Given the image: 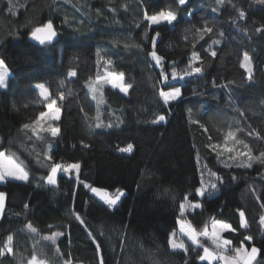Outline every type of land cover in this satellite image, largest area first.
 <instances>
[{"label":"trees","instance_id":"1","mask_svg":"<svg viewBox=\"0 0 264 264\" xmlns=\"http://www.w3.org/2000/svg\"><path fill=\"white\" fill-rule=\"evenodd\" d=\"M161 12L176 20L146 19ZM48 22L58 39L37 46L30 35ZM244 54L253 63L250 79L240 66ZM0 60L12 73L0 90V152L23 162L29 175L0 182V264H26L33 255L45 264H207L186 236H179L186 252L170 245L181 203L197 231L212 218L224 221L235 229L222 234L232 241L226 252L233 255L243 241L260 250L253 264H264L262 0H0ZM195 67L201 71L188 74ZM105 69L123 73L129 91L104 81L90 93L86 85ZM39 83L63 110L59 122L34 123L47 105ZM173 88L181 97L166 104L160 91ZM160 116L164 121L153 123ZM229 131L233 152L224 151ZM56 163L80 168L48 184ZM91 187L127 195L111 207ZM186 196L201 207H190Z\"/></svg>","mask_w":264,"mask_h":264},{"label":"snow or ice","instance_id":"2","mask_svg":"<svg viewBox=\"0 0 264 264\" xmlns=\"http://www.w3.org/2000/svg\"><path fill=\"white\" fill-rule=\"evenodd\" d=\"M180 5H183L186 3V0H178ZM264 2V0H262ZM11 11V9H10ZM244 12H240V16L243 18L244 17ZM150 21L151 24H160L162 21L167 22L168 24H171L173 21L176 20V16L172 12H161L158 15H153L150 17H146ZM205 32H211V28H205ZM258 31H260L258 29ZM56 35L55 30L53 29V25L51 22H48L46 25L42 27H36L33 32H32V38L39 41L41 44H45L46 42H50L53 37ZM159 35V33H157ZM218 43V41H216ZM215 52H212L211 55L215 56ZM153 58L159 63L161 60V57L157 56L155 52L152 53ZM199 56L197 53L193 52L192 54V60H198ZM110 63V62H109ZM242 68L245 69V71L249 75V79L251 78L252 74V68H251V63H250V57L247 54H244L243 57V62L240 65ZM201 71V68L195 67L192 68L188 74H192L193 72L199 73ZM76 73L75 71H70L69 76H75ZM172 78H176V73H172ZM164 80L167 81L168 77L165 76ZM7 70L6 66L4 64L3 60H0V88L6 87L7 86ZM101 81H105L107 83H110L112 87L114 88H119L122 92H127L128 88L131 87L130 84L125 85L123 83V73H112L109 72L107 69H105V72L103 75H100L99 73L97 74L96 78L94 81H91L89 83V88L92 92H96L98 90L97 85H100L99 90L102 91V84ZM61 84H63V81H61ZM37 88H39L40 95L44 97L45 100L48 101L46 107L48 109L47 112H41L39 117L37 118L36 121H34L35 124H39L41 120H43L45 117H49L50 119L53 120H58L59 119V114H60V109L58 107H55L57 101L54 99H49L50 94L48 93L47 89L44 88V85H37ZM160 96L163 98L164 102L167 104L169 100L171 99H176L180 96V90L178 88H173L172 91L165 92L163 90L160 91ZM95 99L96 97L93 96ZM60 99H63V96H60ZM99 103V101H98ZM98 118V117H97ZM164 116H160L158 120H154L153 123H159L161 121H164ZM97 127H100V124L97 123ZM110 126V125H109ZM25 129L32 128V125L25 124L24 125ZM51 131L52 136H57L59 134V128L58 127H52L50 129H47ZM235 140V134L229 131L227 135L225 136V144H224V151L226 152H233L234 149L230 148L227 146L228 140ZM216 148H220L221 145H216ZM247 147V145H245ZM132 148L131 145H129L126 149H121V151H130ZM219 154V153H218ZM264 155V154H262ZM236 156H247L248 160H252L253 157L248 153V152H240L237 153ZM236 156L230 157V159H236ZM48 159H51L48 157ZM245 166L251 167V164L248 163ZM80 168L79 164H68V165H63L60 163H56L51 165V173L47 177V183L48 184H55L56 183V175L57 172L62 170L66 173L71 172L73 170H76L78 172ZM12 177L13 179L16 180H23L27 181L28 180V173L24 170V168L21 166L20 163H18L11 155H6L3 152H0V181H3L5 177ZM211 188L215 189L216 184H211ZM91 191L101 195V199L105 201L109 206L114 205L118 200L120 195H123V193L119 192L117 190V194L114 197H110L107 193L101 194L100 189H95L92 188ZM205 191H207V187L203 185L202 181V186L200 189L197 190V194L200 196H203ZM3 201H4V194L0 193V209L3 208ZM185 202H188L187 196L185 197ZM189 206L192 208H199L201 205L199 203H191L188 202ZM184 211H185V203H181L180 205V216L177 219V224L179 226L178 232L173 231L170 234V245L173 249H182L185 252L187 251V247L185 246L183 239H179V236H186L193 245H196L198 247H201L203 249V254L200 256L201 261H207V264H214L216 261H222L223 264H253L255 261L256 257L259 254V249L256 247L252 246L249 249L245 246L244 242L242 241L240 244V247L233 248L231 249L233 255L232 256H226L223 255L222 253L228 251V246L232 244L231 240L224 239L222 236V233L224 231H235L231 227L230 224L216 220L215 218L211 219L210 225L206 224L203 229L197 231L190 222L186 221L184 218ZM240 217H241V227L246 228L247 223L243 219L244 213L240 212ZM82 222V221H81ZM261 223L264 224V217L261 218ZM29 229L33 232H35L34 228H31L29 225ZM59 235V234H57ZM201 237L204 239L210 240L213 245H215L214 250H210L209 247H205L201 243ZM46 239H50L55 242V237H48ZM245 241H250L251 237L250 236H245L244 237ZM12 241L13 237L9 235L7 237V242L5 245L6 251L8 253H11L13 251L12 249ZM2 254V253H0ZM29 264H45L44 261L38 260L37 256L33 255L31 260L29 261Z\"/></svg>","mask_w":264,"mask_h":264},{"label":"rangeland","instance_id":"3","mask_svg":"<svg viewBox=\"0 0 264 264\" xmlns=\"http://www.w3.org/2000/svg\"><path fill=\"white\" fill-rule=\"evenodd\" d=\"M250 63H251V68H252V71L254 70L253 69V63H252V61H251V59H250ZM6 66V65H5ZM6 70H7V81H6V83H7V85H8V79H9V77L11 76V71L10 70H8V68L6 67ZM104 81H101V83H103ZM90 83V82H89ZM89 83L86 85V87H88V90L90 91V93L92 92L91 90H90V88H89ZM123 83H124V78H123ZM37 85H44L43 83H39V84H37ZM37 85L35 86V88L39 91V93H40V89L39 88H37ZM98 87H100V85H97ZM109 86H112L110 83H109ZM7 87V86H6ZM6 87H2V88H0V90L1 89H6ZM44 88L45 89H47L46 88V86L44 85ZM114 88V87H113ZM115 89H117V90H119V91H121L119 88H115ZM129 89L130 88H128V90H127V92L129 91ZM179 89V88H178ZM180 90V89H179ZM47 91H48V93H49V89H47ZM172 91V90H171ZM122 92V91H121ZM93 93V92H92ZM122 93H124L125 94V92H122ZM50 94V93H49ZM42 97V96H41ZM181 97V93H180V96L178 97V98H176V99H171V100H169V102H171V101H176V100H178L179 98ZM42 99L43 100H45L44 99V97H42ZM49 99H50V96H49ZM47 103H48V101L47 100H45ZM55 107H57V105H55ZM46 112L48 111V109H47V107H46V110H45ZM62 115H63V110L61 111L60 110V114H59V119L58 120H54V121H57V122H59V120L61 119V117H62ZM44 120H53V119H50L49 117H45L44 118ZM3 153H5V152H3ZM6 155H8L7 153H5ZM13 157V156H12ZM18 163H20L21 164V166L24 168V170L28 173V171H27V168H26V165H24V163L22 162H20L19 160H17L15 157H13ZM77 171L76 170H73V171H71V172H68L67 174H72V173H76ZM61 174H66V172H64V171H62V170H60V171H58L57 172V175H56V183H57V179H58V176L59 175H61ZM16 180V179H13L12 177H5V179L3 180V181H5V180ZM28 179H29V175H28ZM16 181H20V182H22L23 180H16ZM1 182V181H0ZM55 183V184H56ZM55 184H52V185H55ZM92 188H95V189H100L101 190V194H103V193H107L110 197H114L116 194H117V191H115V192H113V191H110V190H106V189H103V188H100V187H91V189ZM119 192H121V193H123V195H120V197H119V200L114 204V205H112L111 207H117L118 205H119V202L127 195V192H125L124 190H120L119 189ZM91 193L97 198V199H99L101 202H103L104 204H106V205H108L107 203H105V201L103 200V199H101V195H99V194H97V193H95V192H93V191H91ZM4 194V193H3ZM5 202H6V198H5V195H4V201H3V208L2 209H0V216H2V213H3V211H4V206H5ZM109 206V205H108ZM225 232H227V231H224L223 233H225ZM222 233V234H223ZM224 238V237H223ZM225 239V238H224ZM257 248V247H256ZM228 249H229V246H228ZM258 249V248H257ZM211 250V249H210ZM249 251H250V248H249ZM223 255H226V256H232V255H230L229 253H227V252H224V253H222ZM259 255H260V250H259V254H258V256L256 257V259L259 257ZM255 259V260H256ZM29 261H30V259L28 260V262L26 263V264H29ZM203 262H206L207 263V261H203ZM255 262V261H254ZM253 262V263H254ZM218 263H220V264H223V262L222 261H216V262H214V264H218Z\"/></svg>","mask_w":264,"mask_h":264},{"label":"water","instance_id":"4","mask_svg":"<svg viewBox=\"0 0 264 264\" xmlns=\"http://www.w3.org/2000/svg\"><path fill=\"white\" fill-rule=\"evenodd\" d=\"M53 29L55 30L56 35L53 37V39L50 42H46L45 44H41V43H39V41L32 38V34L30 35V40L34 44H36L37 46L39 45L40 47H48V45L54 44L58 39V35H57V32H56L54 25H53Z\"/></svg>","mask_w":264,"mask_h":264},{"label":"crops","instance_id":"5","mask_svg":"<svg viewBox=\"0 0 264 264\" xmlns=\"http://www.w3.org/2000/svg\"><path fill=\"white\" fill-rule=\"evenodd\" d=\"M8 180V179H7Z\"/></svg>","mask_w":264,"mask_h":264}]
</instances>
